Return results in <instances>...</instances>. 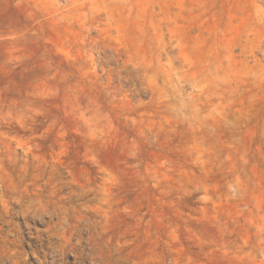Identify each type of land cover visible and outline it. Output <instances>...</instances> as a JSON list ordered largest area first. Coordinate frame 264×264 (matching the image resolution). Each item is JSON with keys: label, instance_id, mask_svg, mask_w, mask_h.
<instances>
[{"label": "rangeland", "instance_id": "rangeland-1", "mask_svg": "<svg viewBox=\"0 0 264 264\" xmlns=\"http://www.w3.org/2000/svg\"><path fill=\"white\" fill-rule=\"evenodd\" d=\"M0 264H264V0H0Z\"/></svg>", "mask_w": 264, "mask_h": 264}]
</instances>
